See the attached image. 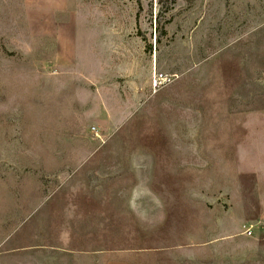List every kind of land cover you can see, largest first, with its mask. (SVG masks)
I'll return each instance as SVG.
<instances>
[{
    "label": "rangeland",
    "instance_id": "obj_1",
    "mask_svg": "<svg viewBox=\"0 0 264 264\" xmlns=\"http://www.w3.org/2000/svg\"><path fill=\"white\" fill-rule=\"evenodd\" d=\"M26 5L0 0V264H264V0H68L62 56Z\"/></svg>",
    "mask_w": 264,
    "mask_h": 264
},
{
    "label": "crops",
    "instance_id": "obj_2",
    "mask_svg": "<svg viewBox=\"0 0 264 264\" xmlns=\"http://www.w3.org/2000/svg\"><path fill=\"white\" fill-rule=\"evenodd\" d=\"M68 0H27L29 15L30 38L38 37L50 39L54 42L55 53L59 56L67 53V34L63 31L64 23L56 19V14L66 9ZM59 22V23H58ZM106 264H144L140 261H131L128 258L108 260Z\"/></svg>",
    "mask_w": 264,
    "mask_h": 264
},
{
    "label": "built area",
    "instance_id": "obj_3",
    "mask_svg": "<svg viewBox=\"0 0 264 264\" xmlns=\"http://www.w3.org/2000/svg\"><path fill=\"white\" fill-rule=\"evenodd\" d=\"M244 232H246L247 234L251 233V227L250 226H245L244 227Z\"/></svg>",
    "mask_w": 264,
    "mask_h": 264
}]
</instances>
